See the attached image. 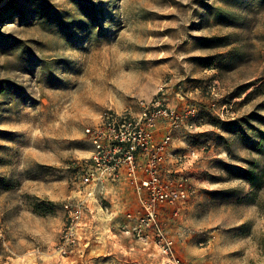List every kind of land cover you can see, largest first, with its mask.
Returning <instances> with one entry per match:
<instances>
[{
	"label": "rangeland",
	"instance_id": "374dc122",
	"mask_svg": "<svg viewBox=\"0 0 264 264\" xmlns=\"http://www.w3.org/2000/svg\"><path fill=\"white\" fill-rule=\"evenodd\" d=\"M157 104L161 178L190 196L139 239L127 181L121 213L91 201L63 258L85 129ZM263 134L264 0H0V264H264Z\"/></svg>",
	"mask_w": 264,
	"mask_h": 264
},
{
	"label": "built area",
	"instance_id": "2783aa9c",
	"mask_svg": "<svg viewBox=\"0 0 264 264\" xmlns=\"http://www.w3.org/2000/svg\"><path fill=\"white\" fill-rule=\"evenodd\" d=\"M168 116L167 109L145 107L134 116L131 112H104L98 122L85 129L94 151L92 157L82 164V189L65 205L67 224L57 246L60 256L66 258L80 241V227L90 208V201L98 203L105 196L108 184L117 182L121 176L134 187L141 202L137 216L128 214L135 221L134 233L144 239L145 229L156 227L157 211L165 205H177L190 196L186 189L168 187L161 178V168L168 162L170 137L162 141L155 138L158 120ZM167 242L166 246L171 247Z\"/></svg>",
	"mask_w": 264,
	"mask_h": 264
},
{
	"label": "crops",
	"instance_id": "0c3cea01",
	"mask_svg": "<svg viewBox=\"0 0 264 264\" xmlns=\"http://www.w3.org/2000/svg\"><path fill=\"white\" fill-rule=\"evenodd\" d=\"M162 172H165L164 174H165V176H167V174H168V162L162 168ZM129 191H132V188L124 176H121V178L117 182H114L112 184H108L107 189H106V193L104 196V200L107 201V203H109L111 205V209H107L108 214H110V216H108L109 217L108 220H111L114 215L121 213V208L124 205V202L126 201L124 199L128 195ZM123 195H124V197H123ZM122 197H123V200H121ZM122 201H124V202H122ZM90 203H91V201H90ZM93 205H91L92 206L91 209L89 208L90 209L89 212H93V211H91L93 209ZM95 210H98V209L96 208ZM91 217H92L91 219L95 218L93 215H91ZM104 217H106V216H104ZM91 219L89 220V222H91Z\"/></svg>",
	"mask_w": 264,
	"mask_h": 264
},
{
	"label": "trees",
	"instance_id": "16d2710c",
	"mask_svg": "<svg viewBox=\"0 0 264 264\" xmlns=\"http://www.w3.org/2000/svg\"><path fill=\"white\" fill-rule=\"evenodd\" d=\"M262 141L264 143V134H263ZM260 146L261 145H259V148H260ZM237 177L239 179L246 181L248 184H250L255 189H260L263 186V183L261 182V178L258 177L256 172L253 170L241 169V174H239Z\"/></svg>",
	"mask_w": 264,
	"mask_h": 264
}]
</instances>
